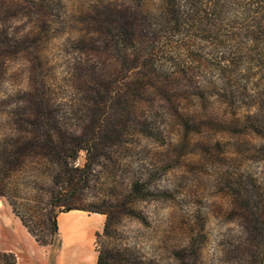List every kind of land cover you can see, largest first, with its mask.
I'll return each instance as SVG.
<instances>
[{
  "label": "rangeland",
  "instance_id": "obj_1",
  "mask_svg": "<svg viewBox=\"0 0 264 264\" xmlns=\"http://www.w3.org/2000/svg\"><path fill=\"white\" fill-rule=\"evenodd\" d=\"M9 1L8 29L14 39L31 36L35 24L43 20L49 27L36 53L26 45L6 53L0 72V138L10 134L5 122L11 119L14 105L39 81H47L56 103L67 105L76 99L69 73L76 62L91 59L74 52L73 39L81 27L80 13L99 0ZM34 3H44L53 12L47 16L45 7L40 13ZM189 46V51L179 49L175 60L194 69L196 87L186 83L176 87L172 82L167 95L143 96L138 105L155 140L146 141L137 134V145L128 153H115L112 160L103 157L91 175L75 180V205L90 208L122 200L127 184L144 169L152 175L151 193L127 206L136 216H118L111 237L106 238L102 237L103 215L57 210L56 240L42 247L14 216L7 199L0 197V264H96L99 245L129 250L132 258L144 264H174L175 250L194 246L196 264H230L222 255L223 248L248 245L233 187L242 177L244 186L255 185L264 197V155L258 152L262 142L251 131L242 130L239 120L249 112L264 117V88L254 87L261 76L257 67L247 73L239 70L232 87L225 90L216 68L227 65L232 43L201 41ZM169 52L155 61L166 73H174ZM130 71L133 76L135 70ZM243 85L251 97L231 99V91L244 93ZM85 162L81 151L75 163L82 167ZM26 192L22 194L29 197ZM48 203L40 197L38 203L29 205L37 212Z\"/></svg>",
  "mask_w": 264,
  "mask_h": 264
},
{
  "label": "trees",
  "instance_id": "obj_2",
  "mask_svg": "<svg viewBox=\"0 0 264 264\" xmlns=\"http://www.w3.org/2000/svg\"><path fill=\"white\" fill-rule=\"evenodd\" d=\"M33 6L40 13L48 8L47 16L53 12L44 3ZM11 11L10 1L0 0V72L11 49L26 45L36 53L42 33L49 27L43 20L35 24L31 36L14 39L8 29ZM80 18L74 52L91 61L76 62L69 73L76 99L67 105L56 103L47 81H39L14 105L11 119L5 122L11 127L10 134L0 138V197L7 199L14 216L42 247L56 240L57 210L103 215L102 237L106 238L111 237L118 216H136L127 206L151 193L152 175L144 169L127 184L122 200L103 201L90 208L75 205V180L91 175L103 157L112 160L115 153H128L137 145V134L146 141L155 140L150 123L138 108L141 98L167 95L172 82L176 87L183 83L196 87L194 69L175 60L179 49L189 51V43L201 41L231 42L227 65L216 68L219 84L228 90L239 70L247 73L257 67L261 77L254 87L264 88V0H99L80 13ZM168 51L175 62L174 73H166L155 61ZM130 70H135L133 76ZM246 85L245 96L231 91L230 98L251 97ZM239 120L242 130L261 139L258 152L264 155V117L249 112ZM81 151L86 162L79 167L75 161ZM22 175L26 178L21 179ZM235 183L248 245H226L222 255L230 264H264L263 194L255 185L244 186L242 177ZM24 190L29 197H24ZM38 196L49 203L36 212L29 204L38 203ZM195 255L194 246L178 249L173 252V262L196 264ZM96 264L144 263L132 258L129 250L99 245Z\"/></svg>",
  "mask_w": 264,
  "mask_h": 264
}]
</instances>
